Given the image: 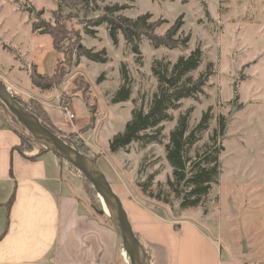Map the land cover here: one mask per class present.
Listing matches in <instances>:
<instances>
[{
	"label": "rangeland",
	"instance_id": "1",
	"mask_svg": "<svg viewBox=\"0 0 264 264\" xmlns=\"http://www.w3.org/2000/svg\"><path fill=\"white\" fill-rule=\"evenodd\" d=\"M59 1L0 0V80L13 95L26 102L37 101L44 110L52 105L62 112L61 101H67L76 117L67 122L62 112L63 122L76 127L74 140L83 143V151L100 157L97 166L110 184L118 182L119 177L139 204L166 219L194 221L219 241L225 255L239 264H264V0H97L101 9L106 5L127 6L116 15L128 19L151 15L148 23L158 22L154 31L157 37H164L182 18L183 25L174 38L189 37L187 47L156 49L144 38L138 61L122 34L115 46L106 26L96 28L95 37L86 35L83 29L81 44L95 53L105 51L107 62L97 63L75 54L61 84L51 92H40L31 83V68L36 66L40 73L51 75L62 56L52 49L51 37L34 32L32 25L37 20L55 25ZM199 47L203 56L198 69L183 77L172 90L193 87L209 64L213 75L197 92V98L181 99L178 109L169 110L173 120L160 125L162 143L145 147L134 143L127 150L111 153V141L124 132L133 111L144 107L148 112L164 87L163 78L169 85L174 65ZM123 64L133 80V94L125 103L112 104L122 84ZM155 69L161 74L154 73ZM81 77L83 85L77 80ZM76 85L83 92H75ZM84 95L97 106L93 124ZM208 112V128L197 133L199 139L188 145L187 157L192 167L205 154L217 155L219 181L199 205L182 207L183 195L188 200L195 197L189 194L191 186L181 187L185 194L179 195L165 145L181 116L189 113V135ZM7 117L0 105V124L8 126L11 119ZM29 146L40 149L29 143L23 148ZM65 163L82 179L96 208H104L85 177ZM151 176L150 185L142 188L140 184ZM119 264H124L121 257Z\"/></svg>",
	"mask_w": 264,
	"mask_h": 264
},
{
	"label": "crops",
	"instance_id": "2",
	"mask_svg": "<svg viewBox=\"0 0 264 264\" xmlns=\"http://www.w3.org/2000/svg\"><path fill=\"white\" fill-rule=\"evenodd\" d=\"M45 109L58 129L77 132L60 109ZM20 147V136L0 124V264H119L120 237L82 179L54 154ZM112 186L152 264H239L194 221L139 204L119 177Z\"/></svg>",
	"mask_w": 264,
	"mask_h": 264
},
{
	"label": "trees",
	"instance_id": "3",
	"mask_svg": "<svg viewBox=\"0 0 264 264\" xmlns=\"http://www.w3.org/2000/svg\"><path fill=\"white\" fill-rule=\"evenodd\" d=\"M126 9L127 6L119 5H106L101 9L98 6L97 0H60L59 7L56 10L58 18L56 19L55 25H51L43 20H37L33 23L32 29L40 35L51 37L52 49L59 57L62 56V60L58 58L53 74L51 75L42 74L37 70L36 66H33L30 71L31 83L40 92H51L55 86L61 84L65 74L68 73L67 67L72 64V57L75 54L78 58L85 56L93 62H99L102 64L107 62L106 57H104L106 53L105 51L95 53L81 44V32L83 29L86 35L95 37L97 34L96 28L106 26L112 43L115 46H118L119 44V34H122L126 45L132 48L133 54L137 56L138 61L142 58L139 47L144 38H147L156 49L160 47L170 49L182 47L185 49L187 47L189 37H186L185 39L174 38L183 25L182 18H180L168 30L164 37H157L154 35V31L158 22L148 23L151 15L146 14L140 16L136 20L116 15ZM77 11H79V13ZM98 11H100L99 15L93 18L89 17L91 13ZM80 27H82V29ZM202 56L203 52L199 47L192 52L188 58L181 57L178 60L173 67L170 84L168 85V81L163 78L164 87H162L159 95L154 98L148 112L144 107L133 111V119L126 125L124 132L116 135L111 141L109 146L111 153H118L119 151L127 150L128 147L134 143H141L144 147L154 142L162 143L160 140V134L163 128L160 125L164 122H171L173 120L169 110L171 108L174 110L178 109L180 107L179 101L181 99L197 98V92L202 91V86H204L208 78L213 75V66L212 64H209L207 71L193 87L183 86L172 90L178 85L183 77L198 69ZM154 73L157 75L161 74V72L156 69L154 70ZM122 77V84L113 96L111 100L112 104L125 103L131 99L133 94V80L124 64L122 65ZM77 80L80 81L79 85L80 83L83 85L84 81L82 77ZM74 91L78 92L82 90L77 87ZM14 96L30 113L40 120L44 127L60 137L66 144L79 150L82 154L97 164V160L100 157L90 156L83 151V143L74 140V137L76 136L75 133L68 134L58 129L53 124L46 110H44L37 101L32 100L26 102L21 97L17 95ZM83 101L91 114V122L93 124L97 119V106L91 105L89 97L86 95H84ZM0 105L3 107L6 115L8 114V117L11 119V123H8V127L20 136V148L22 149L23 145L26 143L36 145L33 137L28 133L24 126L17 121L1 101ZM209 118L210 114L208 112L203 116L200 124L189 135H187L189 113L181 116L175 130L170 134L169 143L165 145L166 159L173 168V177L179 187L177 190L179 195L185 194L181 192V187L191 186L192 190L189 194L190 196L195 197L192 200H188L186 196L184 197L183 195L182 207L187 205H199L202 202L203 197L210 193L212 186L219 181L221 166L217 155L211 156L209 154L208 156V154H205V156H203L198 162L194 163L192 167L189 166L190 159L187 157L188 145L199 139L197 133L208 128ZM83 133H85V131H83ZM70 167L74 168L72 165H70ZM152 179L153 176L149 178L148 182L140 184V186L144 189L147 188ZM169 184L173 185L171 181H169ZM113 190H115V187H113ZM101 209L103 211V207ZM104 215L107 216L105 213ZM107 219L109 220L108 217Z\"/></svg>",
	"mask_w": 264,
	"mask_h": 264
},
{
	"label": "water",
	"instance_id": "4",
	"mask_svg": "<svg viewBox=\"0 0 264 264\" xmlns=\"http://www.w3.org/2000/svg\"><path fill=\"white\" fill-rule=\"evenodd\" d=\"M0 101L24 126L40 148L72 165L94 188L108 210V218L115 232L121 238L123 249L129 256L130 264H152L145 247L132 228L122 200L114 192L112 185L97 164L44 127L40 120L15 98L1 80ZM103 212L106 213L104 208Z\"/></svg>",
	"mask_w": 264,
	"mask_h": 264
},
{
	"label": "built area",
	"instance_id": "5",
	"mask_svg": "<svg viewBox=\"0 0 264 264\" xmlns=\"http://www.w3.org/2000/svg\"><path fill=\"white\" fill-rule=\"evenodd\" d=\"M60 106L64 115V119L67 122H72L73 119H75V114L71 111L69 103L65 100H62ZM121 258L124 264H130V259L126 258V255L124 254V250L122 251Z\"/></svg>",
	"mask_w": 264,
	"mask_h": 264
},
{
	"label": "bare ground",
	"instance_id": "6",
	"mask_svg": "<svg viewBox=\"0 0 264 264\" xmlns=\"http://www.w3.org/2000/svg\"><path fill=\"white\" fill-rule=\"evenodd\" d=\"M102 200V199H101ZM102 202H103V200H102ZM104 204V203H103ZM104 210H105V214L108 216V210H107V208H106V206L104 205ZM127 253V252H126ZM128 255V254H127Z\"/></svg>",
	"mask_w": 264,
	"mask_h": 264
}]
</instances>
